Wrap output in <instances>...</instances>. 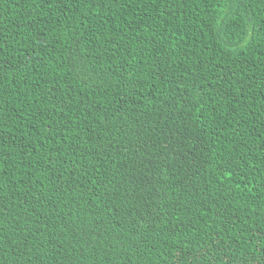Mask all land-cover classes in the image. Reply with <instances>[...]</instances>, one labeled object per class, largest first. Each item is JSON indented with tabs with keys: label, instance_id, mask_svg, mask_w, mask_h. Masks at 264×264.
Returning a JSON list of instances; mask_svg holds the SVG:
<instances>
[{
	"label": "trees",
	"instance_id": "obj_1",
	"mask_svg": "<svg viewBox=\"0 0 264 264\" xmlns=\"http://www.w3.org/2000/svg\"><path fill=\"white\" fill-rule=\"evenodd\" d=\"M0 264H264V0H0Z\"/></svg>",
	"mask_w": 264,
	"mask_h": 264
}]
</instances>
